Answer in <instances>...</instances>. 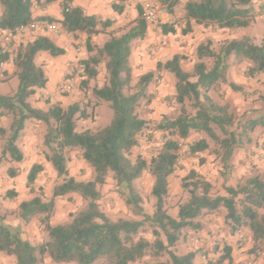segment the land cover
Here are the masks:
<instances>
[{
    "label": "trees",
    "instance_id": "16d2710c",
    "mask_svg": "<svg viewBox=\"0 0 264 264\" xmlns=\"http://www.w3.org/2000/svg\"><path fill=\"white\" fill-rule=\"evenodd\" d=\"M55 0H0V25L14 27L25 25L33 20L55 23L68 34L77 36L85 33L87 57L81 59L85 77L79 83L85 88L96 78L100 66L105 69V82L100 87L93 86L91 94L95 105L107 102L113 115L109 124L96 130H76V121L89 116L86 108L74 101L63 106L60 102H47L46 109L33 106L29 98L37 88L46 85L48 78L42 64L35 61L36 55L46 52L50 56L64 54L49 36L37 35L32 41L20 44L10 52H2L0 62L12 59L14 76L18 84L10 94L0 93V117L9 116L8 129L0 128L5 139L0 149V164L4 161L21 163L24 155L17 142L27 120H36L45 124L43 144L47 148L44 159L60 179L52 188L51 198L43 199L39 190L29 199L18 204L17 215L24 223L36 218L45 232V240L33 244L22 236L20 226L6 222V215L0 212V252L13 257L14 264H43L47 256L55 264H195L197 251L177 254L171 251L182 235L184 228H200L197 221L204 212L225 210V221L230 224L233 233L240 227H247L251 233L253 249L264 245V173H255L243 178L235 185H224L225 195L212 194V184L197 171L190 170L181 180V187L188 193L187 199L178 205L175 217L165 209V197L169 192V178L178 168L179 140H185L192 131L205 133L216 145L214 152L222 166L227 162L241 141L243 133L233 129L235 114L227 103H218L208 94L209 90L220 83H227L233 91H242L240 85L228 81V60L234 56L238 61L248 63L247 75L254 77L264 72V35L257 42L247 34L239 38L223 41L218 50L211 47V40L196 47V61L191 71L181 66L182 55L174 54L165 62L157 63L156 71L173 74L175 102L180 106L174 118L164 117L158 128L170 134L163 141L160 149L149 161L141 156L131 160V150L138 145L139 135L147 126L137 108L145 99L152 97L147 91L154 74L141 75L136 88L131 89L132 68L130 55L134 44L145 39L148 22L144 8L136 5L137 16L123 23L117 33L114 20L87 15L80 7L70 6V0L62 2L61 18L52 16H34V4L43 5ZM125 0L112 3L117 13L123 11ZM167 13L173 14L179 0H154ZM35 2V3H34ZM181 20V33L188 34L194 25L209 28L241 30L250 24L257 14L252 0H184ZM163 35L176 32L175 23H160ZM107 35L102 45L92 41L94 35ZM206 59L211 60L208 66ZM78 83V84H79ZM64 94V93H61ZM67 95V94H65ZM264 100V98H263ZM186 101L190 102L193 112H189ZM258 125L264 127V114L259 119L244 123L243 129L254 130ZM209 147L208 141L199 139L188 145L191 155ZM78 149L80 157L92 169V178L77 180L69 174L66 152ZM44 164L35 162L26 173V185L34 191V183ZM148 171L153 177L151 195L154 198V211L144 213L142 197L134 186V181ZM7 172L16 176L18 170L9 166ZM112 175L119 193L133 210L141 215L142 220L107 216L99 206V186ZM70 193L78 194L84 206L71 214L67 223L52 224L54 198ZM7 191L5 197L15 196ZM145 222L149 223L153 240L149 241L138 235ZM148 252L158 257L164 252L168 260L142 262ZM231 248L222 244L217 260L207 259L201 264H231Z\"/></svg>",
    "mask_w": 264,
    "mask_h": 264
},
{
    "label": "rangeland",
    "instance_id": "374dc122",
    "mask_svg": "<svg viewBox=\"0 0 264 264\" xmlns=\"http://www.w3.org/2000/svg\"><path fill=\"white\" fill-rule=\"evenodd\" d=\"M62 2L64 0L59 2L61 7ZM179 2L174 8L173 14L167 13L154 0H140L137 2L143 6L145 11L153 10L156 14V21L154 23H148L151 26L150 36L154 38L156 35L157 37L158 35L160 36L159 44L156 43L158 48L154 49L155 51L153 52L149 51L151 60L156 61V63H163L174 54L179 53L183 57L181 60L182 68L185 71H191L196 61L195 52L198 44L211 40V47L214 50H218L223 41L240 37L242 29L230 31L227 29L207 28L199 25L191 31L192 34L188 33L183 35L181 33L183 27L181 16L183 14L182 4L184 0H179ZM252 3L257 11H260L261 5H263V12L257 14L250 20L249 25H252V29L247 30L248 33L246 34L250 37H258L264 34V18H260L264 15V0H252ZM133 8L134 6L129 8L127 20L113 25L115 30H118L117 33L122 32V30H119V27L123 23L131 20L130 14L136 9ZM164 22L175 23L176 32L163 35L159 29V25ZM54 27L56 30L54 33L60 34V26L55 24ZM41 29H45V27H41L39 30ZM140 42L141 40L134 45L137 46ZM151 44L155 43L152 41ZM206 62L208 66L211 65V60L206 59ZM228 63V81L240 85L242 91H233L227 83L217 84L212 90L216 94L214 99L218 103H227L231 106V110L235 114L233 129H236L239 133H243L244 136L241 137V141L235 149L233 156L227 162V167L222 166L216 158V153L214 152L216 145L205 133L192 131L187 139L179 140L178 168L169 178V192L165 197V209L173 217L177 214L178 205L188 197V193L181 187V180L190 170L197 171L202 177L211 182L213 186L212 194L214 195H225L224 185H235L249 175L264 173V127L258 125L252 131L248 130V128L246 130L245 128L243 129L244 123L253 119H259L264 114V72L250 77L247 75L248 63L246 61H238L234 56H230ZM159 79H161V76ZM172 79L175 81L173 74ZM137 80L138 78H132V90L136 88ZM80 84H78L77 89L80 93L75 101H79L86 108L89 116L76 121V130L89 129L94 131L109 124L113 115L109 104L107 102H100L95 105L96 100L91 94L92 85L88 84L87 87L80 88ZM4 90L7 89L5 88ZM0 92L2 94L1 90ZM149 94L152 95L150 100L146 101L143 99L137 108L138 114L141 117H146L147 126L139 135L138 145L131 150L129 156L131 160H134L139 155L149 161L160 149L166 137H170V134L158 128V124L163 121L164 117L174 118L179 113L180 106L173 98L174 93L161 96L153 104L152 100L154 99V95L157 94L154 92H150ZM186 107L189 112H193L189 101H186ZM155 111L157 112L156 118L147 117L148 113L151 114ZM10 121L9 116L0 117V128L8 129ZM45 129L46 126L42 122L36 120H27L25 122V127L17 142L25 156L24 160L19 163L20 167H18L16 176H10L7 172V168L9 167L8 163L10 162L6 160L0 164V212L6 215L7 223L13 226H20L22 236L33 244L43 242L46 234L36 218H33L28 223L22 222L17 215L18 204L20 201L29 199L36 193H39V190L43 191V199H50L53 186L60 181L50 164L44 159V153L47 151V148L43 144ZM4 139V135L0 133V149ZM199 139L208 141L209 147L204 151L191 155L188 150V145ZM66 156L67 167L71 176L77 180H89L92 178V169L80 157V151L78 149L67 150ZM38 159L44 162V170L38 174L34 183V191H32L26 185V173L29 165ZM152 185L153 177L148 171H144L141 177L134 181V186L142 197L140 204L144 213L147 215H151L154 211V198L151 195ZM98 189L100 192V198L98 200L99 206L111 219L124 218L129 220H142L143 217L125 203L111 174H108L105 183L99 186ZM8 190L15 192V196L5 197L4 195ZM54 202V210L50 218V222L54 225L70 221L71 214L81 209L85 204V201L76 193L54 198ZM260 212H264V209H260ZM224 215L225 210L223 208L213 212H204L197 218V221L201 225L200 228H184L176 246L170 250L177 254L192 250L202 251L205 255L207 253H213L211 259L217 260L221 254L224 236H227V233H231L230 224L225 221ZM238 230H240V233H244H241L235 240L236 248H242L240 253H245L247 256L234 264H264V245L259 244L253 249L252 236L251 233L248 236V228L240 227ZM138 235L145 237L149 241L153 240L148 222L144 223ZM243 237L246 238L244 243L237 245L239 242H242ZM165 260H168L167 252L162 253L158 257L148 252L141 261L155 262ZM101 262L102 260H99L94 264H101ZM195 263L198 264V258ZM0 264H14V259L0 252ZM43 264L55 263L45 256L43 258Z\"/></svg>",
    "mask_w": 264,
    "mask_h": 264
},
{
    "label": "crops",
    "instance_id": "0c3cea01",
    "mask_svg": "<svg viewBox=\"0 0 264 264\" xmlns=\"http://www.w3.org/2000/svg\"><path fill=\"white\" fill-rule=\"evenodd\" d=\"M43 1V0H40ZM62 0H55L54 2L38 5L34 4L32 7V13L34 16H52L55 18H61V9L59 2ZM140 0H125L123 2L124 8L123 11L119 14L112 8V3H119V0H70L68 3L70 6H77L80 7L83 12L87 15H96L100 18H109L111 20H114V24L121 23L124 20H127V12L129 11L130 7L136 8V5L138 4ZM35 3V2H34ZM135 4V5H134ZM253 4V3H252ZM254 6V5H253ZM133 8V9H134ZM132 11L130 14V19H134L137 16V11ZM0 13H1V6H0ZM260 18H264V15H262ZM53 26H55V23H50ZM200 26V25H199ZM198 27L197 25L193 26L192 30ZM252 29V25H249L246 28H243L241 30V35L248 33L247 30ZM150 30L151 26L148 25L147 29V36L145 39L141 40V42L137 46H133L131 55H130V65L132 68V78L137 79L141 75L146 74L148 72H152L154 74V79H152L148 84V92L150 93H156L157 95H154V99L152 100V104L155 103L161 96H165L166 94L174 93V81L172 79V74L167 71H156L157 63L154 60H151V56L149 51H155L154 49L158 48L160 41V36L156 35V37L150 36ZM192 34L191 32H189ZM37 35H47L49 36L59 47L64 49V54L58 55V56H50L46 52H40L36 55L35 61L38 64H42L43 69L46 73V76L48 78V81L46 85L42 88H37L35 93L29 98L30 103L38 108L46 109L48 107V101L51 102H60L63 106L68 105L69 103L76 100L79 93L78 90L72 94H61L58 91V84L60 83L62 79L63 72L65 70L66 64L69 61L75 60L77 58L84 59L87 57L88 53L85 48V33L79 32L77 36H73L71 34L66 33L61 29L60 34H55L52 31H48L47 29H41L37 31H32L30 33H27L22 36H18L14 39L12 43V50L18 47L20 44L32 41ZM186 35V34H185ZM240 35V36H241ZM259 35L258 37H252L254 38V41L257 42L261 39L263 36ZM107 35L104 33H100L97 35H94L92 37V41L96 45H102L103 42L106 40ZM236 37H234L235 39ZM155 44H151V42ZM157 43V44H156ZM80 47V51L77 52L76 48ZM161 76V79L158 80V78ZM16 81V83H15ZM159 81V82H158ZM105 82V69L102 66L99 68V73L96 76L95 79L91 80L89 82L90 85L95 86L97 85L100 87ZM18 81L17 78L14 76V65L11 59V56L6 61L0 62V90L2 91V94L12 93L16 90ZM14 86V88H13ZM7 89L4 90L3 89ZM210 92V93H209ZM208 94L210 97L217 102V100L214 99L216 97L215 92L210 89ZM1 93V92H0ZM147 117H157V112H152L151 114H147ZM2 118V117H1ZM146 118V117H142ZM39 122V121H38ZM18 144V143H17ZM19 146V145H18ZM20 148V147H19ZM23 152V150H21ZM23 155L25 156L24 152ZM38 162V163H44L42 160L38 159L31 164ZM12 164V165H11ZM25 165V164H22ZM8 166H13L18 170V167H20L19 163H8ZM30 167V165H29ZM28 167V168H29ZM28 170V169H27ZM21 202V201H20ZM248 236H250V231L248 230ZM242 233V232H241ZM240 230H236L233 233H227V236H224V242L231 248V258L232 263L234 264L240 260H243L247 254L240 253L241 249H237L235 245V240L238 236H240ZM244 233V232H243ZM242 233V234H243ZM247 236V235H246ZM245 237H243L242 242H239L237 245H240L244 243ZM194 251V250H192ZM187 252V251H186ZM184 252V253H186ZM202 251H197L194 263L196 259L198 258V264L204 263L207 259H211V256H213V253H201ZM196 264V263H195Z\"/></svg>",
    "mask_w": 264,
    "mask_h": 264
},
{
    "label": "built area",
    "instance_id": "2783aa9c",
    "mask_svg": "<svg viewBox=\"0 0 264 264\" xmlns=\"http://www.w3.org/2000/svg\"><path fill=\"white\" fill-rule=\"evenodd\" d=\"M144 14L148 23H154L156 21V14L153 10H144ZM41 27H45L48 31H56L52 24L39 20H33L28 24L14 27L0 25V48L2 52H10L12 50V43L16 37L37 31ZM76 51L79 52L80 47H77ZM84 77V64L81 58L69 61L66 64L62 79L58 84V91L67 95L76 92L78 83Z\"/></svg>",
    "mask_w": 264,
    "mask_h": 264
}]
</instances>
